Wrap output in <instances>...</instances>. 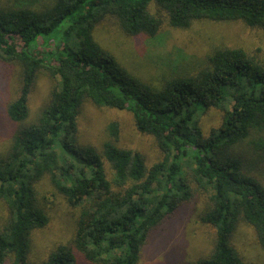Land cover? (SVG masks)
Wrapping results in <instances>:
<instances>
[{
  "label": "trees",
  "instance_id": "obj_1",
  "mask_svg": "<svg viewBox=\"0 0 264 264\" xmlns=\"http://www.w3.org/2000/svg\"><path fill=\"white\" fill-rule=\"evenodd\" d=\"M108 18L128 36L155 37L165 21L189 28L202 20L241 21L264 34V0L0 4V59L21 67L19 91L7 105L19 128L0 155V264H37L29 254L33 232L50 220L37 191L46 175L82 210L74 244L60 245L41 264H77V253L92 264H141L151 234L199 192L208 195L199 221L212 229L213 248L187 264H247L231 239L244 220L264 247V184L243 170V153L232 147L248 139L264 152V47H218L193 72L154 84L98 40ZM42 75L53 87L30 119ZM85 101L131 112L162 157L151 164L120 146L118 121L108 124L102 148L82 143ZM212 108L222 123L206 134L202 119Z\"/></svg>",
  "mask_w": 264,
  "mask_h": 264
},
{
  "label": "rangeland",
  "instance_id": "obj_2",
  "mask_svg": "<svg viewBox=\"0 0 264 264\" xmlns=\"http://www.w3.org/2000/svg\"><path fill=\"white\" fill-rule=\"evenodd\" d=\"M54 0H0L3 6H28L41 9ZM98 40L113 51L119 60L135 75L151 83L177 72H193L206 55L218 47L243 46L255 52L264 47V34L241 21H197L189 28H174L164 22L155 37L124 34L115 18H108L97 29ZM21 67L18 63L0 59V155L9 149L19 124L7 115V105L20 87ZM53 79L42 75L37 82L31 102L33 119L44 100L50 95ZM223 113L212 108L202 119L206 134L222 123ZM112 121L121 126L119 145L145 154L148 163H154L162 153L149 135L138 130L134 117L127 110L99 107L85 101L79 118L80 140L102 148L108 139L107 127ZM243 153V170L264 184V152L249 146L248 139L233 145ZM240 151V152H238ZM239 154V155H240ZM39 201L50 217L49 223L32 235L29 261L41 264L60 245H73L81 217V207L70 205L67 197L55 189L49 175L37 184ZM208 195L198 193L193 201L180 205L175 214L157 228L141 254V264H187L207 255L213 248V231L199 221L207 208ZM4 214L0 206V215ZM247 264H264V247L259 243L255 228L241 220L231 239ZM77 264H92L77 253Z\"/></svg>",
  "mask_w": 264,
  "mask_h": 264
}]
</instances>
